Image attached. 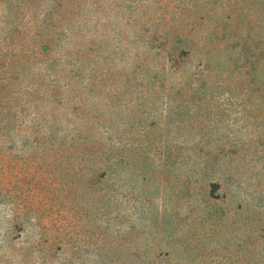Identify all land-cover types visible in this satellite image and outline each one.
Masks as SVG:
<instances>
[{"label": "rangeland", "instance_id": "obj_1", "mask_svg": "<svg viewBox=\"0 0 264 264\" xmlns=\"http://www.w3.org/2000/svg\"><path fill=\"white\" fill-rule=\"evenodd\" d=\"M0 264H264V0H0Z\"/></svg>", "mask_w": 264, "mask_h": 264}]
</instances>
